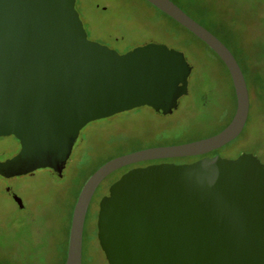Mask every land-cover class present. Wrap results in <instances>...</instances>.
<instances>
[{
    "label": "water",
    "instance_id": "water-1",
    "mask_svg": "<svg viewBox=\"0 0 264 264\" xmlns=\"http://www.w3.org/2000/svg\"><path fill=\"white\" fill-rule=\"evenodd\" d=\"M145 1L219 57L235 113L214 136L140 150L98 168L76 200L64 264H82L86 213L105 177L136 163L205 155L236 139L247 120L246 82L227 47L171 0ZM75 3L0 0V138L12 136L20 146L0 162L1 177L60 174L87 124L140 107L170 114L186 94L191 67L181 52L149 43L119 54L93 42ZM96 227L108 264H264V166L242 154L133 168L100 200Z\"/></svg>",
    "mask_w": 264,
    "mask_h": 264
},
{
    "label": "rangeland",
    "instance_id": "rangeland-1",
    "mask_svg": "<svg viewBox=\"0 0 264 264\" xmlns=\"http://www.w3.org/2000/svg\"><path fill=\"white\" fill-rule=\"evenodd\" d=\"M173 1L231 48L250 88L244 129L218 153L230 159L252 154L264 166V0ZM75 8L88 39L119 54L149 43L181 52L191 67L187 91L168 115L140 107L87 124L60 174L39 169L31 176L0 177V264H64L76 200L98 168L140 150L211 137L228 126L235 112L231 78L219 57L145 0H76ZM19 149L14 137H1L0 162ZM7 188L21 200L23 210ZM105 194L97 190L88 206L82 264H108L96 227Z\"/></svg>",
    "mask_w": 264,
    "mask_h": 264
},
{
    "label": "flooded vegetation",
    "instance_id": "flooded-vegetation-1",
    "mask_svg": "<svg viewBox=\"0 0 264 264\" xmlns=\"http://www.w3.org/2000/svg\"><path fill=\"white\" fill-rule=\"evenodd\" d=\"M216 37V36H215ZM225 45V44H224ZM226 46V45H225ZM227 47V46H226ZM227 49L229 50V48L227 47ZM230 51V50H229ZM231 52V51H230ZM246 82V86H247V90H248V95H249V91H250V88H249V85H248V82L247 80L245 81ZM235 95V94H234ZM263 101H264V94H263ZM179 102V100H178ZM178 107V106H177ZM236 108V107H235ZM174 111V110H173ZM172 111V112H173ZM171 112V113H172ZM249 112V111H248ZM170 113V114H171ZM235 113V112H234ZM161 114V113H160ZM162 115H166V114H162ZM168 115V114H167ZM234 116V115H233ZM248 117V116H247ZM233 118V117H232ZM247 121V120H246ZM246 124V123H245ZM244 129V128H243ZM243 131V130H242ZM219 133V132H217ZM217 133H214L212 136L216 135ZM209 138V137H208ZM227 145V144H226ZM224 145V146H226ZM224 146L220 147V148H224ZM216 149L212 152H209L205 155H202V156H198V157H182V158H172V159H161V160H153V161H147V162H141V163H136V164H132V165H129V166H125L123 168H120V169H117L115 170L114 172H112L111 174H109L107 177H105L103 179V181L99 184V186L97 187V189L95 190V192L99 189H102V190H105L106 191V194H108V189L109 187L119 179V177L124 174L125 172L133 169V168H138V167H145L147 165H152V164H162V163H168V164H189V163H192L194 161H197L199 159H202L204 157H214V156H219L221 158H225V159H230V157H225L223 155H220V153H218V150L220 149ZM236 159V158H235ZM230 160H233V158H231ZM52 174H54V172L50 169H48ZM34 173H30V174H27L28 176H31L33 175ZM55 175V174H54ZM1 177V176H0ZM4 178V177H2ZM4 179H8V178H4ZM6 192L8 194V196L11 198V200L16 204V206L23 210L24 209V205L21 203V206L19 204H17L14 200V196L15 194L12 193L10 191V189H6ZM94 192V193H95ZM94 195V194H93ZM84 229V228H83Z\"/></svg>",
    "mask_w": 264,
    "mask_h": 264
},
{
    "label": "trees",
    "instance_id": "trees-1",
    "mask_svg": "<svg viewBox=\"0 0 264 264\" xmlns=\"http://www.w3.org/2000/svg\"><path fill=\"white\" fill-rule=\"evenodd\" d=\"M173 3H175L173 0H171ZM176 4V3H175ZM177 5V4H176ZM178 6V5H177ZM178 7H180V6H178ZM181 8V7H180ZM183 10V9H182ZM184 11V10H183ZM188 16H190L192 19H194L190 14H188L186 11H184ZM197 23H199L200 25H202L204 28H206L208 31H210L214 36H216L223 44H225L228 48H229V50L231 51V53H232V55L234 56V58L236 59V61H237V63H238V65H239V67L241 68V71H242V73H243V76H244V79H245V81L247 80V78H246V76H245V73H244V71H243V69H242V67H241V64H240V61L237 59V57H236V55L234 54V52L231 50V48L224 42V41H222L213 31H211L210 29H208L203 23H201L200 21H198V20H196V19H194ZM255 81H257V82H259L260 83V81L258 80V77H255V79H254Z\"/></svg>",
    "mask_w": 264,
    "mask_h": 264
}]
</instances>
